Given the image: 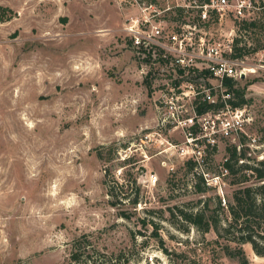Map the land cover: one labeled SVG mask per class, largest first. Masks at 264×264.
Here are the masks:
<instances>
[{"label":"rangeland","instance_id":"rangeland-1","mask_svg":"<svg viewBox=\"0 0 264 264\" xmlns=\"http://www.w3.org/2000/svg\"><path fill=\"white\" fill-rule=\"evenodd\" d=\"M149 1L0 0L9 9L0 21V264H243L241 249L246 264H264L233 230L222 239L170 211L204 201L216 210L221 199L216 214L226 224L235 190L227 148L264 160V28L242 37L245 66L256 72L238 84L251 100L246 132L256 143L221 139L189 172L175 148L184 136L156 128L152 84L124 31ZM177 2L185 0L159 5ZM256 20L264 25V10ZM211 29L243 35L231 18Z\"/></svg>","mask_w":264,"mask_h":264},{"label":"built area","instance_id":"built-area-1","mask_svg":"<svg viewBox=\"0 0 264 264\" xmlns=\"http://www.w3.org/2000/svg\"><path fill=\"white\" fill-rule=\"evenodd\" d=\"M263 10L264 0H185L166 7L156 0L143 4L141 15L126 22L141 74L152 84L156 128L184 136L183 145L175 146L183 159L201 163L206 150L215 149L221 139L248 136L256 143L246 132L250 110L233 104L227 85L255 69L233 58L234 29L222 36L211 26L225 18L250 22ZM149 180L156 183L157 175Z\"/></svg>","mask_w":264,"mask_h":264},{"label":"trees","instance_id":"trees-1","mask_svg":"<svg viewBox=\"0 0 264 264\" xmlns=\"http://www.w3.org/2000/svg\"><path fill=\"white\" fill-rule=\"evenodd\" d=\"M151 1L156 2V0ZM0 11L3 14V17H0V21L4 22L9 20L4 17L5 11H9V9L0 7ZM262 28H264V25L256 19L250 22L244 21L239 23V31L243 35H241L240 39H236L233 58L244 59L249 54L250 47L246 43H243L242 37L249 31ZM238 84L239 81L233 79L227 82L229 91L234 95L235 100L233 104L236 107H243L251 102V100L246 99V89L238 87ZM245 140L246 138L243 137L242 145L244 146ZM247 151L248 149L244 147L239 151L235 145L227 148L228 157L223 166L227 171L226 177L229 179L230 184L235 187V190L228 204L229 217L226 219V224L216 214L217 208L224 209L221 199H218L216 210L210 208L208 201H201L203 205L197 210L188 209L185 206H177L175 208L176 211H170L178 222L192 225L203 233L214 231L222 239L227 236V233L233 230V233L238 234L236 237L238 244H251L256 254L264 257V250L260 248L258 241V238L264 239V225L262 226L264 222V160L257 161L256 159L248 157ZM185 166L189 172H194L197 167V162L187 160ZM197 179L200 182V184L198 183L196 185L198 192L206 193L210 187L206 185L204 177L198 175ZM201 183H203V186H201ZM131 184L135 185L136 192L134 198L129 199V201L133 207H136L141 201V188L137 185V180H133ZM108 194L112 198L111 204L119 208L117 206L121 204L120 201H113L114 199L117 200L114 191L109 190ZM120 214L122 218H130L124 211H121ZM155 227L158 229L156 224ZM155 236L159 237L158 233ZM224 249L228 251L227 246ZM239 254L242 256V263L246 264L247 259L242 249L239 251ZM73 257L75 260H78L76 258H79V255H73Z\"/></svg>","mask_w":264,"mask_h":264},{"label":"water","instance_id":"water-1","mask_svg":"<svg viewBox=\"0 0 264 264\" xmlns=\"http://www.w3.org/2000/svg\"><path fill=\"white\" fill-rule=\"evenodd\" d=\"M245 78V75H242V79H244Z\"/></svg>","mask_w":264,"mask_h":264}]
</instances>
